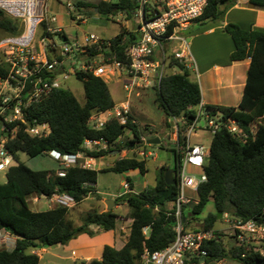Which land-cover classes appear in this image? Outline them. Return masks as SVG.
Listing matches in <instances>:
<instances>
[{
    "label": "trees",
    "instance_id": "trees-1",
    "mask_svg": "<svg viewBox=\"0 0 264 264\" xmlns=\"http://www.w3.org/2000/svg\"><path fill=\"white\" fill-rule=\"evenodd\" d=\"M237 1L207 0L204 14L196 21L201 25L219 22ZM251 3L256 9L264 10V0H251ZM76 5L81 11L90 10V14L104 16L108 21L119 15L132 18L137 9L136 0H102L98 4L76 1ZM71 18L74 19L73 16ZM0 30L9 36L19 37L24 32V26L20 20L10 18L0 9ZM223 31L230 35L234 44L231 61L250 60L247 80L237 107L206 106V109L213 113L221 112L236 121L247 138H236L225 129L214 136L211 155L205 166L207 182L199 188V203L186 206L183 210L187 228L194 230L214 229L220 220L219 213H227L243 222L253 220L264 225V30H247L236 24H228ZM64 36L67 37L65 33ZM137 39L136 32L122 28L118 35L109 39L111 47L107 55H116L117 59L125 61V50ZM95 54L98 51L93 48L90 55ZM49 59L53 58L50 56ZM169 66V73L160 86L152 87L156 104L165 114L168 128L172 118L191 122L202 101L200 85L191 79L190 71L174 57ZM175 68L181 72L172 73ZM8 71L9 65L0 51V77H6ZM57 76L55 72L43 73V77L50 80ZM75 76L84 86V104L70 90L62 87L24 109V122L0 126V137H7L5 148L15 161L7 170L6 182L0 184V231L4 230L17 238L12 251L0 248V264H40V257L33 251L66 245L81 234L93 236L92 225L104 231L116 230L120 216L114 210H91L85 214L83 224L76 226L70 218L69 208L56 206L46 211H34L29 206L30 199H50L55 194L69 195L76 205H80L88 196L97 193L100 171L72 167L65 170V176L61 177L58 175L61 170L58 163V171H35L21 162V153L32 159L49 157L48 153L53 150L76 155L83 151L82 146L87 139L105 140L110 147L100 152L87 151L86 155L94 159L103 158L110 151L122 152L127 147H141L139 142L143 133L131 121L123 126L112 119L101 130L89 126L94 113L111 110L116 103L103 78L83 71L76 72ZM34 124H48L50 134L47 137H31L26 129ZM13 130L16 131L14 135ZM127 131L132 133V138L126 137ZM137 170L146 175L147 161L117 156L113 165L102 172L124 174ZM167 170L165 166L160 167L155 186L143 192H134V184L128 179L130 192L114 200L116 206L126 204L129 208L127 219L132 224L125 245L121 249L106 245L101 259L84 264H140L145 249L155 252L174 242L176 218L170 206L177 200L178 186L165 183ZM209 201L214 202L216 212L201 221L200 227L194 226L192 221H200L198 216ZM146 227H150L148 235L144 234ZM216 234L218 240L204 244L209 255L206 263L229 258L240 264H264V255L260 252L243 244L228 250L222 233Z\"/></svg>",
    "mask_w": 264,
    "mask_h": 264
},
{
    "label": "built area",
    "instance_id": "built-area-1",
    "mask_svg": "<svg viewBox=\"0 0 264 264\" xmlns=\"http://www.w3.org/2000/svg\"><path fill=\"white\" fill-rule=\"evenodd\" d=\"M53 1L62 6L70 18L73 16L74 19L71 20L77 25L89 21L81 13L83 10L77 7L76 0ZM48 3L49 0H0V9L10 18L20 20L24 26L21 36H11L0 42V51L9 65L8 75L0 77V126L16 121L24 122V109L49 97L55 89L62 88L61 78L67 80L71 74L75 75L80 71L92 73L104 80L106 77V82L119 80L126 93L124 99L113 109L94 113L89 120L91 128L101 130L112 119H116L123 126L130 121L137 125L135 120H131V103L137 90L159 87L162 79L169 73V64L173 57L188 70L195 66L185 30L204 14L207 0H136L137 9L133 17L138 23L137 30L134 31L138 34V39L125 50V61L117 59L116 55H107L111 42L96 33H85L81 38L71 39L59 25L57 14L49 10ZM39 28L41 38H38ZM93 48L98 54L90 55ZM50 56L52 60L49 59ZM45 71L55 72L58 76L53 80L44 78ZM180 72L179 69L174 73ZM169 124L166 139L172 144L171 150L177 160L175 179L178 196L170 206L176 218V237L172 244L162 250L150 252L145 249L140 264H210L206 263L209 255L204 244L218 240L217 231L215 228H187L188 222L183 217L186 206L199 203V188L207 182L205 166L211 155L212 142L207 146L202 143L193 144L192 140H202L207 133L213 140L223 129L236 138H247V135L233 119L221 112H209L202 101L191 122L172 118ZM15 132L13 130L12 134ZM26 132L31 137H47L51 129L48 124H34ZM149 139L151 136L142 135L140 148L131 146L126 149L138 151L139 156L143 154L142 160L155 158L156 154L153 152L141 151L145 146H153L147 144ZM6 141L7 137H0V171H6L15 164L13 156L5 148ZM120 142L121 140L117 144ZM82 148L83 151L76 155L61 154L54 150L48 153L61 167L59 176L64 177L65 170L72 167L97 170L98 159L87 156L86 152L105 151L110 147L105 140L87 139ZM196 172L199 174L196 175ZM124 189L122 194L130 192L129 181L124 184ZM187 192L197 198L188 196ZM33 200L37 202L39 199ZM47 200L55 207L72 209L76 206L74 199L66 194H55ZM221 220L227 224L225 230L230 232L238 244L246 245L264 255V225L253 220L243 222L227 213L223 214ZM149 231L150 227L144 228L145 235ZM16 239L1 230L0 248L12 251Z\"/></svg>",
    "mask_w": 264,
    "mask_h": 264
},
{
    "label": "rangeland",
    "instance_id": "rangeland-1",
    "mask_svg": "<svg viewBox=\"0 0 264 264\" xmlns=\"http://www.w3.org/2000/svg\"><path fill=\"white\" fill-rule=\"evenodd\" d=\"M91 4H98L102 0H89ZM113 2H117L118 0H112ZM48 7L51 11L55 8L52 6V0H49ZM88 12V14H87ZM84 10L81 13L84 16L89 18V21L83 25H77L74 21L71 20L69 15L64 12V9L59 10L58 18L61 23H63L64 31L67 35L73 38H81L85 33H96L103 38L112 39L116 35L120 33V30L126 29L128 31H136L137 30V20L132 17L128 18L125 15H119L117 17L111 18L110 21L106 19V17L101 15H92L90 14V10ZM11 36L5 34L0 30V42L3 39L9 38ZM38 38H41V30L39 28ZM190 40L188 39V42ZM190 43V42H189ZM179 68L173 69L174 72H178ZM191 79L195 82H200L197 76V72L195 70V66H193L190 70ZM107 78L105 77V80ZM62 86L65 89L70 90L78 99V101L82 104L85 103V94H84V86L83 83L76 78L74 74H71L67 80H63L61 78ZM109 91L114 99L115 103H120L126 93L123 90L122 82L108 81L107 82ZM137 95H134L131 103V116L133 120L137 122V125L141 129L143 135L147 137H152L155 134H158L161 138L162 145L161 146H145L141 148L144 152H153L156 154V157H148L147 168L148 173L146 175H142L138 170L131 171L124 174H116L114 172H102V170L108 169L111 167L116 160L115 156L107 155L103 158L97 160V169L98 171V179L96 185L97 193L95 195L88 196V199H85L80 205H76V209H72L70 212V218L74 221L76 226H80L83 224L85 214L91 210L98 211H106L107 210V201L115 200L120 194L124 193V184L128 179H130L134 186L135 190L138 192L146 191V189L154 187L156 184V178L158 174V169L162 166H165L167 169H175L176 160L173 155L171 159L168 158L167 152L165 149H173L172 144L168 139H166L167 132L169 128L166 125V117L163 111L156 104V95L152 88L148 89H139L137 90ZM126 137L132 138V133L130 131L126 132ZM126 139V138H124ZM193 144H206L209 146L212 142V136L208 133L205 134L202 140L193 138ZM128 148V147H127ZM140 151V150H139ZM138 152V151H137ZM137 152H122L119 157H135V158H143V154L141 156L138 155ZM21 162L26 164L28 167L35 171L39 170H53L58 171V164L56 161L51 159L50 157H38V158H30L26 154H20ZM6 171H0V184L6 182ZM199 172H196L198 175ZM188 196H192L194 199L197 196L192 195L190 192H187ZM35 199V198H34ZM29 206L34 211H46L51 208H55V206L47 199H39L37 202L33 199L29 200ZM120 207L113 206L112 210H114L120 217L117 221L118 227L117 231L122 234V242H126L130 233V223L127 219V215L129 212V208L126 204L119 205ZM215 205L213 201H209L202 214L198 216V220L193 222V225L196 227H200L204 219H206L210 214L215 213ZM233 217V216H232ZM227 224L223 222V220H219L215 225V230L217 232L222 233V239L224 241L225 247L230 250L238 245L237 241L230 235V232L225 230ZM57 246V245H56ZM49 249L51 252H57L55 246L45 247ZM39 251V250H36ZM65 256H72L71 252L65 254ZM63 264H82L81 261H73L72 259L62 261ZM61 261L56 258H52L50 255L42 256V260L40 264H62ZM210 264H240L237 261H234L229 258L220 259L218 261L211 262Z\"/></svg>",
    "mask_w": 264,
    "mask_h": 264
},
{
    "label": "crops",
    "instance_id": "crops-1",
    "mask_svg": "<svg viewBox=\"0 0 264 264\" xmlns=\"http://www.w3.org/2000/svg\"><path fill=\"white\" fill-rule=\"evenodd\" d=\"M76 1L90 3L89 0ZM249 3H251V0H238L226 12L223 20L208 22L203 25L196 21L185 30V35L190 40V49L200 80L198 83L201 88L202 102L205 106L237 107L242 100L250 60L231 61L230 56L234 51V44L230 35L225 33L223 29L228 24H236L247 30H264V10L244 7ZM52 6L55 8L52 12L57 14L58 17L59 10L64 8L53 0ZM64 12L66 13L65 9ZM58 23L64 29L63 23L59 21V18ZM64 31L66 30L64 29ZM113 81L119 82L116 79ZM158 136V134H155L151 138ZM124 150L127 151L126 148ZM128 151L132 152L130 149ZM165 151L167 152V149ZM109 155L118 156L115 152H111ZM134 192L138 193L135 190V186ZM119 207L117 206V208ZM128 221L131 226L132 221ZM117 227L114 231H104L98 226L92 225L90 228L94 232L93 236L81 234L66 245L55 246L54 249L57 252H51L49 249L43 248L39 251L35 250L33 253L40 257V261L42 256L47 254L61 261V263L72 259L73 261H81L84 264V262H89L93 259H101L106 245L114 246L117 249H121L125 245L126 242H122L123 236L117 231ZM70 252L72 256H65V254Z\"/></svg>",
    "mask_w": 264,
    "mask_h": 264
},
{
    "label": "water",
    "instance_id": "water-1",
    "mask_svg": "<svg viewBox=\"0 0 264 264\" xmlns=\"http://www.w3.org/2000/svg\"><path fill=\"white\" fill-rule=\"evenodd\" d=\"M244 7H249V8H255V6L252 3H249L247 5H245ZM162 143L161 138L160 137H155V138H151L149 140H147V144L150 145H154V146H160ZM127 150V149H126ZM122 152L118 151L116 152L117 155H120ZM167 154H168V158L171 159L174 155L173 151L171 149H167ZM175 160H176V156L174 155ZM176 166H177V160H176ZM175 172H176V168L175 169H168L164 175V181L168 186H172V185H176L177 181L175 179ZM107 211L112 210V207L116 205V202L114 200H110L107 201ZM219 219H221L223 217V214L219 213L218 214Z\"/></svg>",
    "mask_w": 264,
    "mask_h": 264
}]
</instances>
